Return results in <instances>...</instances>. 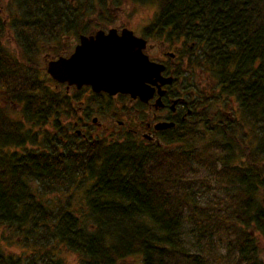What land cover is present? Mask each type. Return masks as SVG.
Returning a JSON list of instances; mask_svg holds the SVG:
<instances>
[{
  "label": "trees",
  "instance_id": "trees-1",
  "mask_svg": "<svg viewBox=\"0 0 264 264\" xmlns=\"http://www.w3.org/2000/svg\"><path fill=\"white\" fill-rule=\"evenodd\" d=\"M130 1L156 5L145 35L183 40L191 64L212 79L213 97L198 122L166 131V144L69 134L73 120L65 125L61 114L69 107L74 116L70 95L49 73L39 76L38 57L45 44L63 47L65 36L86 33L95 11L82 0H12L20 54L0 41V224L32 248L25 257L0 237V264H66L61 246L81 264L136 255L142 264H264L244 228L264 235V0ZM99 3L109 13V0ZM213 180L236 189L216 203L197 200ZM71 189L84 190L85 207L75 208L70 195L57 205L42 199Z\"/></svg>",
  "mask_w": 264,
  "mask_h": 264
},
{
  "label": "rangeland",
  "instance_id": "rangeland-1",
  "mask_svg": "<svg viewBox=\"0 0 264 264\" xmlns=\"http://www.w3.org/2000/svg\"><path fill=\"white\" fill-rule=\"evenodd\" d=\"M83 4H81V7L83 6L84 9L86 7L93 8L94 13H91L89 16H87V19L89 20L88 27L85 32H88L92 29H98V28H104L105 30H108L111 27H116L119 30H121L123 27H129L134 30V32L137 35L144 36L148 39V44L153 45L157 39L154 36H148L145 35V28H148L149 25H151L155 18V13L157 11V7L152 2H132L130 0H109L108 5H106V9L109 10V13L104 15V9L100 6L99 0H93L92 5L87 2L86 0H82ZM16 7L14 6V3L12 0H0V19L3 20L5 25L0 28V41L2 46L8 50L10 53L15 54L16 56L20 54V49L18 44L15 41L14 32L12 30V27L10 26V19H12V15L15 14ZM102 12V13H101ZM86 17V16H85ZM74 38L72 34H69L63 38V43H67V46H58L53 48L52 46H49L48 44H45L44 47H42L40 51V55L38 57V63L37 68L38 74L42 78L47 77V65L49 60L54 59L57 55L62 56H69L72 51L74 50V46L69 44V41ZM152 47V46H151ZM151 47H148L150 49ZM156 51H154L153 47L150 49V55L155 54ZM203 74H205L202 70H200ZM66 84H62L61 87H59L63 92L66 91L67 94L70 95V113L73 112L74 116L72 114H68V109L65 112L61 114L63 123L66 125L68 123H72L73 118L77 117H84L86 119L87 115L90 114V120L93 116H98L99 120L101 122H106L109 119V115L112 113L113 110L117 109L119 111V117L122 115L125 110H132L133 112L136 111V108H141V106H138L135 102L133 105L128 103V98L124 96H116V97H110L109 95H102L97 94L89 87H83L81 89L77 88H66ZM1 91H3V88H1ZM0 91V97L2 96V92ZM5 92V91H4ZM3 92V93H4ZM68 102V103H69ZM128 103L127 105L130 106L128 109H124V104ZM14 107L17 109L16 115L18 117L23 118L21 108L19 105L14 104ZM122 108L124 110H122ZM128 112V111H127ZM125 115V114H124ZM85 122V121H83ZM27 126L31 127L32 129H36L37 126L32 125V122L28 121L26 119ZM110 124H104L102 127L95 126L94 132H103L106 127H110ZM46 128L51 129V125L48 124ZM111 128V127H110ZM74 127H71L69 130V134H74ZM106 134V132H105ZM79 138L81 135H77ZM100 138H105L107 140H120L122 141L124 139V135H121L120 137H116L115 139H112L110 135H103ZM63 139V138H62ZM66 141L70 140V137L64 138ZM92 140L98 139V138H91ZM78 144H82V142H78ZM28 147H32L31 144L28 145ZM21 150V148H19ZM238 162L241 160L237 158ZM244 160V158L242 159ZM264 162V160H263ZM34 189L38 192V186L36 182H32ZM236 185L232 182H218L217 180H213L211 185L209 186H201L199 191H197L196 196L197 200L204 201V202H213L216 203L218 198L225 197L227 193L233 192L236 188ZM262 186H260L261 188ZM71 196V204L74 205L75 208L78 207H85L86 200H85V192L83 189H71L69 192H60V191H50L45 192L42 194V199L44 202L54 205H57L59 201L61 200L63 203L67 201V196ZM264 202V187H262L261 191L259 192V200ZM224 208V206H222ZM237 227L239 226V223L237 222ZM246 231L252 232L258 241V248L260 252V258L264 260V235L261 232H258L255 230V228H252L251 226H245L244 227ZM11 230L4 225L0 224V237H1V243L2 246L6 250L15 251L17 254H21L25 257L28 256V254L31 252V248L27 247L24 242H22L19 239H16L15 236L10 234ZM184 234H185V241L189 248L192 250L196 249V243L193 235L190 232V226L186 225L184 228ZM26 246V247H25ZM29 250L30 252L25 254V251ZM59 252V255L63 258L64 262L66 264H81L80 256L66 248L65 246L59 247L57 250ZM122 264H142L140 256H131L128 257L126 260L122 261Z\"/></svg>",
  "mask_w": 264,
  "mask_h": 264
},
{
  "label": "flooded vegetation",
  "instance_id": "flooded-vegetation-1",
  "mask_svg": "<svg viewBox=\"0 0 264 264\" xmlns=\"http://www.w3.org/2000/svg\"><path fill=\"white\" fill-rule=\"evenodd\" d=\"M94 30L96 29H92L84 34H90ZM81 34L82 33H80L78 37L74 36V38L69 41V44L73 45L74 49L80 41ZM66 44L64 43V46H67ZM193 45L194 43L189 44L190 47ZM151 46L156 53L150 55ZM148 47L151 48L148 49ZM185 51L186 43L183 40L173 45L165 39H157V41L150 46L147 43L145 52L149 55L150 59L165 64V69L163 71L164 77H173L172 82L161 85V88L165 89V92L161 95L162 104H155L160 96V88L158 87L160 81L155 85L156 89L154 96L148 102H144L138 97L133 98L126 93L110 95L106 92H96L97 94L109 95L110 97L119 95L124 96L128 98V103L133 105L135 102L138 106H141V108H136L135 112L132 110H125L126 112L120 115V117V110L115 109L109 115L107 123L101 122L98 116H93L90 120V114L87 115L86 119L84 117L73 118L76 135H81V137L84 138H100L108 134L112 139L124 135V137L132 136L148 143L155 142L157 144H166V141L162 139L166 131L177 127V125L186 126L198 122L200 119L198 115L203 113L207 106V102L213 97V81L209 75L203 74L201 71L194 68L188 55L185 54ZM181 52H183V54H181ZM59 56L62 55H57L55 58ZM71 87L77 88L73 85L68 89ZM83 87L92 89L89 85ZM128 103L123 105L124 109L130 107L127 105ZM124 109L122 108V110ZM94 118H97L96 121H94ZM161 121H173L175 124L168 128L156 129L155 124ZM104 124H110L111 128L106 127L102 133L94 132L95 126L102 127Z\"/></svg>",
  "mask_w": 264,
  "mask_h": 264
},
{
  "label": "water",
  "instance_id": "water-1",
  "mask_svg": "<svg viewBox=\"0 0 264 264\" xmlns=\"http://www.w3.org/2000/svg\"><path fill=\"white\" fill-rule=\"evenodd\" d=\"M147 43L144 36L129 27L98 28L90 34H81L69 56L49 60L47 72L56 81L66 83L67 88L89 85L94 92L126 93L144 102L154 96L155 85L160 81V96L155 104L161 105V95L165 92L161 85L172 82L173 77L163 76L165 64L150 59L145 52ZM174 124L161 121L155 128L164 129Z\"/></svg>",
  "mask_w": 264,
  "mask_h": 264
}]
</instances>
